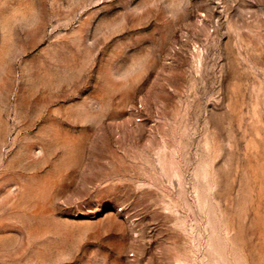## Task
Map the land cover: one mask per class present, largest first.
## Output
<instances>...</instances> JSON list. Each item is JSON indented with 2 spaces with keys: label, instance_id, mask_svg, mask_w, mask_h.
I'll return each instance as SVG.
<instances>
[{
  "label": "rangeland",
  "instance_id": "374dc122",
  "mask_svg": "<svg viewBox=\"0 0 264 264\" xmlns=\"http://www.w3.org/2000/svg\"><path fill=\"white\" fill-rule=\"evenodd\" d=\"M0 264H264V0H0Z\"/></svg>",
  "mask_w": 264,
  "mask_h": 264
}]
</instances>
